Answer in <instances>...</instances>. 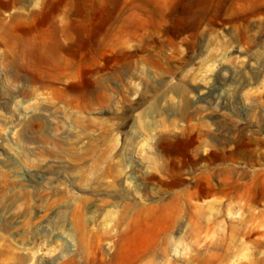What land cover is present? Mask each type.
<instances>
[{
	"label": "rangeland",
	"instance_id": "1",
	"mask_svg": "<svg viewBox=\"0 0 264 264\" xmlns=\"http://www.w3.org/2000/svg\"><path fill=\"white\" fill-rule=\"evenodd\" d=\"M0 264H264V0H0Z\"/></svg>",
	"mask_w": 264,
	"mask_h": 264
}]
</instances>
